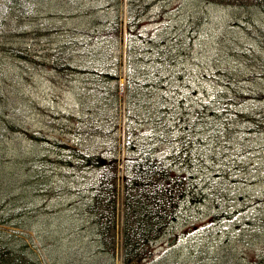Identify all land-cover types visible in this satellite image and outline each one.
<instances>
[{"label":"rangeland","instance_id":"obj_1","mask_svg":"<svg viewBox=\"0 0 264 264\" xmlns=\"http://www.w3.org/2000/svg\"><path fill=\"white\" fill-rule=\"evenodd\" d=\"M53 1L0 0V46L36 48V27H66L49 16ZM137 8L145 9L137 32H151L154 40L183 35L175 45L169 38L166 44L141 45V70L151 68L144 63L146 50L164 58L162 88L140 85L145 95L133 94V83L123 81L132 70V30L122 34L113 56L119 82H98L105 95L97 102L84 96L73 75L52 78L42 69L39 79L24 62L18 71V62L0 53V82H19L27 104L21 126L44 138L36 143L24 134L8 146L56 160L37 161L46 176L28 175L30 182L23 177L20 191L18 178L9 177L14 185L4 194L27 217L22 227L3 228L27 243L40 264H122L124 184L128 158L137 147L183 172L199 199L181 204L164 234L147 245L152 256L143 264H264V9L201 0H136ZM245 18L253 25L246 28ZM143 99L152 106L148 117L139 104ZM71 146L117 158L112 256L91 253L100 241L97 215L84 209L101 169L60 161ZM24 165L29 172L30 162ZM7 167L16 168L9 161Z\"/></svg>","mask_w":264,"mask_h":264},{"label":"trees","instance_id":"obj_2","mask_svg":"<svg viewBox=\"0 0 264 264\" xmlns=\"http://www.w3.org/2000/svg\"><path fill=\"white\" fill-rule=\"evenodd\" d=\"M205 4H220L227 6L241 5L248 8L254 5L264 9V0H201ZM130 4L136 2L130 0ZM10 3H8L7 11ZM136 14H132V27L136 31L133 41L129 47V61L132 70H128L125 82L133 83L130 86L131 92L135 94H146L148 91H138V87L162 88L164 78L160 76L161 64L164 58L152 48L146 50L147 56L145 65L150 64V70H141L140 55L143 50L141 45L166 44L167 40H173V44L183 40V35L178 32L169 35V39L163 37L161 40H154L151 32L146 34L137 28L142 24L139 19L145 9L132 8ZM247 28L253 22L247 21ZM167 22L164 26H169ZM66 26V25H65ZM258 27L257 29H259ZM165 29V27L163 28ZM256 30V27L252 28ZM168 30V29H167ZM117 27L105 31L77 30L70 27L43 26L36 30L37 47L25 45L24 49L16 45L0 46V53L17 61L15 65L19 71V63L24 62L40 79L42 69L51 76L67 77L73 75V82H88L91 87L90 96L95 102L97 100L96 85L98 82H117L115 74L117 66L108 63L107 48L115 42ZM169 31V30H168ZM248 31H252L249 29ZM136 45V46H135ZM148 46V45H147ZM153 52H156L153 56ZM149 56V57H148ZM148 57V58H147ZM169 65L168 63L164 66ZM154 67V68H152ZM136 73V74H135ZM20 75V74H19ZM18 75V76H19ZM18 78V77H17ZM19 82H0V225L20 226L22 220L27 217L24 209L19 205L10 203V196L4 194L6 189L13 187L9 177L16 176V187L18 191L25 182L23 177L34 176L35 179L44 178L42 168L37 161L45 160L56 162L52 158H44L46 155H38L34 151L27 152L23 147L13 148L8 146L11 140H21L22 135L33 142H42L44 138L35 133H29L21 126L25 116L26 106L23 95L19 93ZM159 92L156 94L158 95ZM163 98V94H160ZM139 101V100H138ZM139 103L143 105L146 113L151 110V103L147 99ZM97 102V101H96ZM30 105L33 106L32 102ZM98 107V104H96ZM27 112V111H26ZM12 135V137H10ZM57 142H55L56 144ZM132 147H134L132 145ZM69 155L59 158L64 164L74 166L78 169L100 168L99 178L96 185L92 186L88 201L84 209L97 215V231L99 233V246H96L91 253H107L113 255L115 252L116 239V159L115 157L105 158L101 153H86L76 147H68ZM7 161L15 170L7 167ZM30 162V171L24 168V164ZM128 173L125 178V221L123 226L124 247L122 254L123 264H143L149 260L152 253L147 245L154 243L161 237L168 224L174 220L181 204L186 202H197L193 185L188 177L176 170L171 164L160 157L151 155L150 151L142 150L138 154L130 156L127 163ZM30 182V177L26 179ZM9 184V186H7ZM49 194L51 192L48 190ZM20 199V198H19ZM9 205V206H8ZM12 206V207H11ZM16 208V209H15ZM0 264H40L39 260L29 249L28 245L10 231L0 228Z\"/></svg>","mask_w":264,"mask_h":264},{"label":"crops","instance_id":"obj_3","mask_svg":"<svg viewBox=\"0 0 264 264\" xmlns=\"http://www.w3.org/2000/svg\"><path fill=\"white\" fill-rule=\"evenodd\" d=\"M113 17H101V16H99V15H97V16H94L93 18H92V24H100V22H101V20H103V19H108V20H111ZM105 24H106V27H105V29H110L111 28V25L109 24V22H105Z\"/></svg>","mask_w":264,"mask_h":264},{"label":"bare ground","instance_id":"obj_4","mask_svg":"<svg viewBox=\"0 0 264 264\" xmlns=\"http://www.w3.org/2000/svg\"><path fill=\"white\" fill-rule=\"evenodd\" d=\"M81 87L85 88L86 87V84L85 83H82L81 84Z\"/></svg>","mask_w":264,"mask_h":264}]
</instances>
